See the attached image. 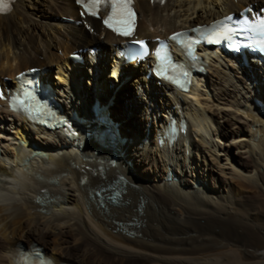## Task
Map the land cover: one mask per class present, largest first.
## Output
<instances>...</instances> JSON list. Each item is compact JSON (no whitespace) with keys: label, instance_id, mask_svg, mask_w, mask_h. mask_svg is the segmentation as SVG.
I'll list each match as a JSON object with an SVG mask.
<instances>
[{"label":"bare ground","instance_id":"6f19581e","mask_svg":"<svg viewBox=\"0 0 264 264\" xmlns=\"http://www.w3.org/2000/svg\"><path fill=\"white\" fill-rule=\"evenodd\" d=\"M75 1L18 0L0 14V83L55 66L52 85L76 123L72 135L48 133L0 100V264H23L20 249L34 246L54 264H264L263 68L213 54L201 89L174 96L165 86L145 109L135 87L141 66L120 65L119 81L116 71L107 74L109 60L120 64L111 48L121 40L100 21L88 31ZM236 1L136 0V34L165 36L264 5ZM84 48L100 49L89 61L95 76L68 58ZM96 100L128 138L117 158L90 138ZM170 114L189 119V148L157 143L154 132ZM150 123V144L141 143ZM117 182L114 203L101 189Z\"/></svg>","mask_w":264,"mask_h":264},{"label":"snow or ice","instance_id":"6c2138e0","mask_svg":"<svg viewBox=\"0 0 264 264\" xmlns=\"http://www.w3.org/2000/svg\"><path fill=\"white\" fill-rule=\"evenodd\" d=\"M80 2L92 15L97 14L101 5L110 8V15L104 23L110 28H112L113 25H116L117 27L114 30L120 32L121 35L130 34L131 23L134 16L130 7L131 0H88L87 3H84V0H80ZM7 3L8 0H0V11L7 9ZM259 27L264 28V22H262ZM230 31V29L225 27V32ZM221 34L224 33H216V35Z\"/></svg>","mask_w":264,"mask_h":264},{"label":"rangeland","instance_id":"374dc122","mask_svg":"<svg viewBox=\"0 0 264 264\" xmlns=\"http://www.w3.org/2000/svg\"><path fill=\"white\" fill-rule=\"evenodd\" d=\"M234 2L236 3L237 1L236 0H234ZM53 9H54V7H53ZM55 10V9H54ZM56 11V10H55ZM57 12V11H56ZM51 22V21H50ZM25 26V25H24ZM23 26V27H24ZM36 26H39L38 25V23L36 24ZM62 33V32H61ZM48 43H49V41H47ZM74 53V52H73ZM57 54L58 55H62V53H61V51H58L57 52ZM56 72H57V70H56V68H55V70H54V72H53V74H52V77H51V80L54 82H56V81H58V79H57V75H56ZM128 98V99H130V97H126L125 96V94H122L121 95V98ZM125 100V99H124ZM125 102V101H124ZM118 103L120 104V101H118ZM193 103H195V100L193 99ZM195 105H196V107L197 106H201L200 104L198 105V103H195ZM220 141V144H224V143H226V140H218L217 142H219ZM233 152L235 153L236 151L235 150H233ZM154 154V153H153ZM192 155H194V152L192 153ZM235 159L234 160H237L238 162H239V159H238V157H237V155H235V156H233ZM259 171L260 172H262L263 170H262V168H260L259 169ZM229 178V177H228ZM261 188H264V184L262 183L261 185ZM247 194H249V191H246V193H244V194H242L241 196H245V195H247ZM242 199V198H241ZM70 262H72V261H70ZM74 263V262H73Z\"/></svg>","mask_w":264,"mask_h":264}]
</instances>
